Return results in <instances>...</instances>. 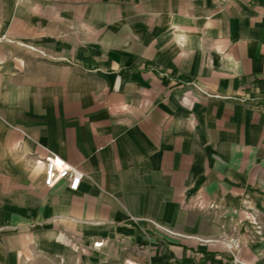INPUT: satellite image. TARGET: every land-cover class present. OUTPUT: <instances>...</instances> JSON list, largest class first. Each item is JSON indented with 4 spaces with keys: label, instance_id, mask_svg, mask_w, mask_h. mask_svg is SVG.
<instances>
[{
    "label": "crops",
    "instance_id": "obj_1",
    "mask_svg": "<svg viewBox=\"0 0 264 264\" xmlns=\"http://www.w3.org/2000/svg\"><path fill=\"white\" fill-rule=\"evenodd\" d=\"M0 264H264V0H0Z\"/></svg>",
    "mask_w": 264,
    "mask_h": 264
},
{
    "label": "built area",
    "instance_id": "obj_2",
    "mask_svg": "<svg viewBox=\"0 0 264 264\" xmlns=\"http://www.w3.org/2000/svg\"><path fill=\"white\" fill-rule=\"evenodd\" d=\"M44 164V185L46 187H52L56 183L62 180H68L69 190H77L80 180L82 178V173L76 168L67 166L62 160L57 156L50 154L47 156L43 162ZM237 239L231 238L226 243L227 249L229 252L232 251L237 246ZM98 245V244H96ZM234 262H237L235 256H233Z\"/></svg>",
    "mask_w": 264,
    "mask_h": 264
}]
</instances>
